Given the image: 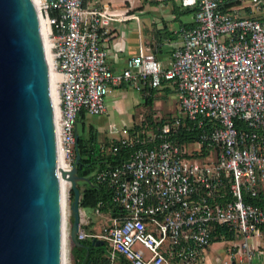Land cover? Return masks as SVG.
<instances>
[{"label":"built area","instance_id":"obj_1","mask_svg":"<svg viewBox=\"0 0 264 264\" xmlns=\"http://www.w3.org/2000/svg\"><path fill=\"white\" fill-rule=\"evenodd\" d=\"M251 2L253 14L241 16L223 10L221 0H178L194 10L193 25L181 29L168 66L140 41L114 72L101 36L114 23L134 20L141 40L139 16L90 8L84 0H44L58 72V147L68 168L75 164L80 112L104 114L114 86L162 89L166 82L184 112L151 128L110 125L117 136L109 150L127 148L129 158L94 178L120 212L101 213L99 203L94 213L107 220L89 235L79 204L76 233L105 243L104 264H200L212 241L224 239L214 235L220 227L234 234L232 241L242 239L228 251L246 264L264 252V206L252 202L264 197V0ZM195 128L197 141L178 142Z\"/></svg>","mask_w":264,"mask_h":264},{"label":"water","instance_id":"obj_2","mask_svg":"<svg viewBox=\"0 0 264 264\" xmlns=\"http://www.w3.org/2000/svg\"><path fill=\"white\" fill-rule=\"evenodd\" d=\"M56 66L44 0H0V264L63 263ZM79 159L76 147L71 239L82 246Z\"/></svg>","mask_w":264,"mask_h":264},{"label":"crops","instance_id":"obj_3","mask_svg":"<svg viewBox=\"0 0 264 264\" xmlns=\"http://www.w3.org/2000/svg\"><path fill=\"white\" fill-rule=\"evenodd\" d=\"M84 3L86 6L94 9L106 8L110 11H127L130 14H137L140 18L142 24L141 40L139 39L136 22L134 20H129L125 23H114L106 28V33L101 36L100 44L108 51L107 66L114 72H120L125 67L124 64H126L127 59L136 54L140 41L146 51L153 52L156 55L162 66H168L167 64H169L172 58V52L180 41V31L181 29H185L184 24L193 25V12H189L188 10L184 11L180 7L178 0H84ZM228 10L236 11L241 16L253 14L250 7L242 5V0L238 4L229 7ZM184 13H191L190 19L184 20L182 17ZM127 86L131 87L125 83L112 87L109 91V93L114 94L112 100L104 102L106 104L105 115H108V106L110 104L120 109L122 114V124L120 126H117L114 122L109 123L110 125L114 124L117 127H121L134 123V115L127 113L129 110L128 104L125 106L122 105L121 101L123 96L120 93V95L117 94L119 88H125ZM170 90L174 89L168 83L164 82L162 89L145 85L138 91L142 93V96L144 95L146 97L144 102L150 103L152 101L153 103L157 95L163 92L167 93ZM147 98L150 101H147ZM156 114L152 115L153 119H148L157 123L158 120H154V117L157 116ZM141 125L143 128L145 122H141ZM137 126L139 125L134 126V128ZM249 241L251 242V240ZM260 245L264 246L263 242H260ZM208 253L209 250L200 264H236V260L239 264H246V262L244 263L240 259V255L237 253L234 256L229 254L228 258L224 261L220 259V263L217 262V258L214 262L211 261ZM252 264H264V252L256 254Z\"/></svg>","mask_w":264,"mask_h":264},{"label":"rangeland","instance_id":"obj_4","mask_svg":"<svg viewBox=\"0 0 264 264\" xmlns=\"http://www.w3.org/2000/svg\"><path fill=\"white\" fill-rule=\"evenodd\" d=\"M242 5L250 7L251 10H255V6L251 2V0H242ZM184 11H187L189 9H183ZM257 13V11H255ZM191 13H184L182 15L184 20L190 19ZM157 92V91H154ZM122 94L123 98L121 101L122 105H127L129 110L127 113L134 115V123L132 125L136 126L139 125L140 127L141 122L149 121L148 118H152L153 114H156L157 116L154 117L155 121H159L161 119H170L175 116H178L180 114H183L182 108L180 106V102L178 101L177 94L174 90H170L169 92L165 93L163 92L160 95H157L155 98L156 100L152 103L144 102L145 96H142V93L132 87H125V88H119L117 90V94ZM119 94V95H120ZM113 93H107L105 101L108 102V100H112ZM153 119V118H152ZM151 119V120H152ZM111 122H114L117 126H120L122 124V114L120 112V109L116 108L115 105L110 104L108 106V115H90L85 114L83 118H80L77 122L76 129L78 135L83 138H88V130L90 126L94 128V130L97 132V140L103 142L112 136H117V134L110 133V124ZM131 123L129 126H132ZM127 126V125H126ZM190 149L193 148V146L189 147ZM107 152V151H106ZM191 161H194L193 159ZM98 169V168H96ZM92 171L90 174L84 176L85 180L77 181V186L80 190L84 188H90L92 181H95V178L93 177L94 173L97 170ZM71 186H66L65 190V264H76L74 263L77 256L81 254V251L72 250V247L74 245L73 240L71 239V228H72V214H71ZM84 213L87 215L86 220H84V223H82V229L89 234L94 235L98 234L101 230V228L106 223V216L104 215H98L94 213V210L92 208H84ZM87 221V223H85ZM242 239H236L235 241L232 240H217L215 239L212 241L209 247V253L208 257L211 261H215L216 258H220L222 261L226 260L229 256L228 247L232 249V245L241 243ZM92 242V237L88 236L87 238L82 240V243L84 245L88 246ZM138 247L143 248L141 245H137ZM144 249V248H143ZM73 252H72V251ZM101 258L105 259L107 257V250L106 245L101 246ZM145 250V249H144ZM146 251V250H145ZM233 251H235L233 249ZM147 253V251H146ZM240 258L245 263V256H240ZM237 259V258H236ZM236 264H239V262L236 260Z\"/></svg>","mask_w":264,"mask_h":264},{"label":"trees","instance_id":"obj_5","mask_svg":"<svg viewBox=\"0 0 264 264\" xmlns=\"http://www.w3.org/2000/svg\"><path fill=\"white\" fill-rule=\"evenodd\" d=\"M240 0H221V8L223 10H227L229 7L236 5ZM189 12H193L194 10H188ZM191 24H184L185 29L191 28ZM147 101H150L147 98ZM85 113L83 111L80 112L78 120L83 118ZM77 120V122H78ZM166 119H161L157 123L152 121H145V125L147 127L157 126V124H162ZM77 125V124H76ZM135 129H140L137 126ZM200 132V129H194V132H186L184 131L182 136L178 137V142L181 144L193 143L198 140L197 136ZM77 133V129H76ZM78 135V133H77ZM112 142L107 139L103 142L97 140V132L94 130L92 126H90L88 130V138H81L78 135L77 139V151L80 154V159L78 163V171L77 174L80 177H84L94 171L96 168L97 171L106 169L108 167H113L121 162L126 161L129 158V150L127 148L121 147L119 150L114 153L109 150ZM107 151V152H106ZM94 173V175L96 174ZM93 175V177H94ZM78 187V186H77ZM79 188V187H78ZM80 190V189H79ZM71 191V197L73 198V192ZM254 204H258L264 206V197L256 198L252 201ZM101 203L99 209L101 213H105L108 211H112V214H117L120 212V208L116 206L111 201L110 192L106 185L102 183H98L96 181H92L90 188H84L80 190V206L82 208H92L93 210L97 207V205ZM224 234L225 240H233L235 238L234 234L227 233L224 227H220L217 231L214 232V235ZM82 246H78L76 244L73 245L72 250L81 251V254L76 257L74 263L76 264H104L107 263L106 259L101 258V246L105 245L104 242L102 244L96 245L98 239L92 238L91 244L88 246L82 243V240H79ZM71 250V251H72ZM73 252V251H72Z\"/></svg>","mask_w":264,"mask_h":264},{"label":"bare ground","instance_id":"obj_6","mask_svg":"<svg viewBox=\"0 0 264 264\" xmlns=\"http://www.w3.org/2000/svg\"><path fill=\"white\" fill-rule=\"evenodd\" d=\"M55 119H56V133H57V136H58V124H57V121H58V107H57V110H56V114H55ZM57 140V139H56ZM57 164H58V167H59V170H60V173H59V177H60V185H61V192H62V201H63V209H64V213H65V199H64V196H65V190H66V186H68L70 184V180H69V173L71 171L70 168L67 167V165L65 164L64 160H63V156H62V153L58 147V140H57ZM63 171V174L62 172ZM63 213V214H64ZM63 228H64V240H63V263L62 264H65V214H64V224H63Z\"/></svg>","mask_w":264,"mask_h":264}]
</instances>
